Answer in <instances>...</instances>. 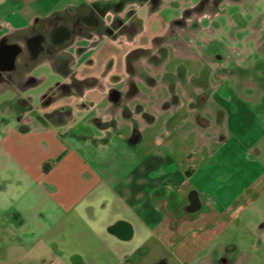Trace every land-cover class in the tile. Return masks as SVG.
<instances>
[{
	"label": "crops",
	"instance_id": "crops-1",
	"mask_svg": "<svg viewBox=\"0 0 264 264\" xmlns=\"http://www.w3.org/2000/svg\"><path fill=\"white\" fill-rule=\"evenodd\" d=\"M173 1L159 0L150 8V0H0V89L13 93L3 103L15 105L13 122L0 118V206H16L22 197L26 200L27 192L34 195L33 213L37 212L43 222L36 221L32 231H39L38 240L48 245V249L44 248L50 249V257L55 260L68 256L81 260L79 245H75L80 243L82 233L120 241L133 238L146 227L165 232L163 236L175 233L165 227L156 196L158 187H193L207 197L206 214H215L222 211L224 203L228 206L227 201L246 195L254 182L253 166L231 161L225 166L223 160L225 155L231 157L228 151L231 154L235 147L239 148L241 137L246 139L257 132V116L223 83H211L208 79L210 67H214L211 54L205 53L199 44L208 41L207 29L200 24L202 17L209 16L208 12L188 18V25L192 20L196 24L186 31L173 22L187 7L169 20L159 15L161 7ZM43 6L44 11H34ZM130 7L136 9L141 25L121 50L108 37L103 36L95 45L88 37H77L66 49L73 60L60 58L56 51L30 68L22 65L30 52L27 40L34 25L52 21L55 15L73 9L100 8L106 11L108 19L114 10ZM10 45L19 47L21 53L12 52L14 60L1 65L11 56ZM134 48L148 50L149 56L142 53L135 69L127 71L124 53ZM169 49L177 56L201 60L199 76L189 75L183 65L164 70ZM140 60L147 61L149 70L144 69ZM109 61L112 65L108 68ZM62 62H67L66 72L61 70ZM40 65L46 66L48 73L33 72ZM158 72L162 76L155 79ZM217 72L220 73L218 69ZM72 75L79 81H96L83 86L82 92L74 88L66 92L60 86L68 84ZM232 82L239 85L242 81ZM39 83L45 85L39 103L33 106L31 96L24 91ZM244 85L250 87L252 83ZM111 89L117 92L115 98L111 97ZM51 91H55V100L42 102ZM134 99L138 102H132ZM158 105L170 109L171 115L163 129L153 134V145L146 150L136 143L143 137V128L155 122L151 109ZM179 106L186 110L178 112ZM31 109L33 113H29ZM227 109L234 111L229 114ZM207 113H211L212 120ZM230 115L242 134L233 132L240 136L233 140V147H228ZM123 123L132 125L129 136L118 131ZM177 137L180 146L192 140L199 164L182 165L176 155L170 154L176 151ZM45 162L51 163L47 172L42 168ZM225 167L236 171L226 176ZM9 184L19 187L16 196L6 194ZM26 215L22 205L11 213L20 228L26 225ZM5 221L0 223L2 233L10 236L17 232L10 221ZM117 224L122 229L118 233L114 229ZM124 232L128 236H123ZM20 257V252L14 250L11 263H17Z\"/></svg>",
	"mask_w": 264,
	"mask_h": 264
},
{
	"label": "rangeland",
	"instance_id": "rangeland-1",
	"mask_svg": "<svg viewBox=\"0 0 264 264\" xmlns=\"http://www.w3.org/2000/svg\"><path fill=\"white\" fill-rule=\"evenodd\" d=\"M199 1L174 0L172 3L168 2L166 6L161 7L159 15L169 20L181 15L185 7L189 8L198 4ZM31 4L33 8L36 7L35 3ZM217 8L209 17L201 18L200 24L207 29L206 33L209 37H207V43L199 42V44L205 53H225L228 61L239 66L233 77L239 76L247 80L246 83L249 81L252 83L250 87H246L244 82L234 85L232 77L222 79L217 72V67L215 65L210 67L209 81L215 84L223 83L225 87L233 91L232 93H235L237 99L244 100L257 116V132L253 131V135L246 139L241 137L239 148L235 147L234 153L231 154L229 151L226 152L231 157L227 158L225 155L223 160L225 166H229L228 161H231L232 164L241 162L255 168L252 171L253 179H255L250 190L238 200L227 201L228 206L224 203L219 213H204L197 221L173 234L167 233L163 236L165 232L152 231L146 227L133 238L120 241L117 239L104 240L98 234L94 236L91 233H82L80 243L77 242L75 246L79 245L78 251L83 256L81 260L77 259L76 264H154L160 257L164 259L165 264H208L212 257L221 253H226L235 261V264H264V0H223ZM45 9L46 7L43 6L34 11L40 12ZM114 42L116 47H120L117 48L118 50L126 45L125 39H117ZM194 42L197 43L198 40ZM150 60L154 61L152 58ZM200 62L199 59L190 60L177 56L169 49L164 70H175L183 65L189 75L199 76ZM140 64H144V69L149 70L147 61L140 60ZM33 72L48 73V69L40 65ZM161 76L162 73L158 72L155 79H160ZM44 85V83H39L24 91L25 94L31 96L33 106L39 103ZM12 96L13 93L9 89H0V118L6 119L8 123L14 120L15 105H7L3 101ZM132 102L138 101L134 99ZM160 106L151 109L155 122L143 128V137L136 143L146 150L153 145V134L163 129L166 118L171 115L170 109L160 108ZM176 110L181 113L186 109L179 106ZM33 111L31 109L29 113ZM227 111L231 114L234 110L227 109ZM207 114L206 116L212 120L211 113ZM229 128L231 136L228 147H231L233 140H239L242 135L237 121L231 115ZM118 131L129 136L132 132V125L123 123ZM207 131L208 134L211 133ZM186 143L182 144L183 146L177 145L179 144L177 137L176 151L174 149L170 154L176 155L182 165L199 164V157H197L196 147L193 148L192 140L188 139ZM189 154L192 155L191 159H189ZM226 169V176L235 170L229 167H225ZM241 172L238 174L242 175ZM16 184L15 187L9 184L6 194L14 193L16 196L18 192L15 190L19 188ZM23 198L20 202H16V206L8 203L0 206V223L4 220L8 223L10 221L12 227L18 229L10 236L0 231V264H73L69 256L65 259L57 257L56 260L50 257L52 254L50 249L47 251L44 248L48 249V245L43 243L42 239L38 240L39 231L37 229L32 231L36 221L43 222V218L40 219L37 212L33 213L32 203L35 196L27 192L26 200ZM4 201L2 200L1 204ZM19 205L27 211L26 225L21 228L15 225L17 222L11 216ZM66 248H68V243L65 244ZM14 250L20 252L21 256L17 263L10 261V255Z\"/></svg>",
	"mask_w": 264,
	"mask_h": 264
},
{
	"label": "flooded vegetation",
	"instance_id": "flooded-vegetation-1",
	"mask_svg": "<svg viewBox=\"0 0 264 264\" xmlns=\"http://www.w3.org/2000/svg\"><path fill=\"white\" fill-rule=\"evenodd\" d=\"M150 1L152 4L150 8H153L159 0ZM221 1L223 0H200L196 6L185 9L173 24L179 25L188 31L190 28H194L196 24V20H192L191 24L188 25V18L192 17L195 13L198 14L203 11H207L210 16L218 9L217 7ZM105 14L106 11L100 8H93L89 11L73 9L62 15H55L52 21H42L38 25H34L27 40L30 52L24 58L22 65L30 68L38 60L56 51H59L60 58L66 57L73 60V56L66 49L73 44L77 37H88L91 39V44L95 45L103 36L112 40L131 39L140 29L141 20L136 16V9L134 7H130L125 11L122 9L114 10L113 15L109 16L108 19H106ZM49 24L53 26L50 27ZM175 25L172 26V30H174ZM10 48L9 53L11 52V54L9 55H12L14 51H17L18 55L21 53V49L16 45H10ZM142 53L148 54V50L143 51L142 49L134 48L124 53L123 64L127 71L135 69V62L139 60ZM210 54L212 65H217L222 79L232 77V79H238L242 82L247 81L239 76L233 77L239 66L232 61H228V56L225 53ZM9 59L7 57L5 63H1V65H5ZM111 65L112 62L109 61L106 67L109 68ZM71 78L72 80L68 84L60 86L66 92L72 91L73 88L77 92H82L83 86L92 85L96 81L94 78H86L79 81L74 75ZM110 92L112 98L117 96V92L114 89H111ZM55 98V91H51L42 102L46 100L52 102ZM156 196L165 219V227L172 231L181 230L184 226L199 219L208 210L207 197L196 191L193 187H189L186 190H172L169 186H161L157 188ZM115 227L114 229L117 233L122 230L120 224H117ZM71 260H73V264L77 263L75 256L71 257ZM154 264H165V262L160 257ZM208 264H235V261L226 253H221L212 257Z\"/></svg>",
	"mask_w": 264,
	"mask_h": 264
},
{
	"label": "water",
	"instance_id": "water-1",
	"mask_svg": "<svg viewBox=\"0 0 264 264\" xmlns=\"http://www.w3.org/2000/svg\"><path fill=\"white\" fill-rule=\"evenodd\" d=\"M14 57H15V53H13L12 55H11V57H10V62H12L13 60H14ZM60 66H61V70H63L64 72H66V68H67V62H62V63H60ZM135 140V139H134ZM116 226V225H115ZM114 226V227H115ZM115 229H116V227H115ZM129 233L128 232H124L123 233V236H127Z\"/></svg>",
	"mask_w": 264,
	"mask_h": 264
},
{
	"label": "trees",
	"instance_id": "trees-1",
	"mask_svg": "<svg viewBox=\"0 0 264 264\" xmlns=\"http://www.w3.org/2000/svg\"><path fill=\"white\" fill-rule=\"evenodd\" d=\"M50 166H51V163H50V162H45V163L43 164V166H42L43 171H44V172H47V171L49 170Z\"/></svg>",
	"mask_w": 264,
	"mask_h": 264
}]
</instances>
